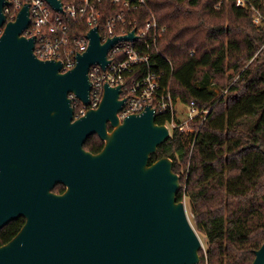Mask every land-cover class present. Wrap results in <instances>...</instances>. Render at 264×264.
<instances>
[{"label": "water", "instance_id": "water-1", "mask_svg": "<svg viewBox=\"0 0 264 264\" xmlns=\"http://www.w3.org/2000/svg\"><path fill=\"white\" fill-rule=\"evenodd\" d=\"M47 1L62 9L61 0ZM8 4L0 0V230L25 223L0 245V264H199L204 243L178 198L174 160L150 163L172 137L154 109L120 121L121 85L106 84L100 106L74 120L69 94L88 105L90 67H105L113 45L135 30L102 42L93 27L76 66L61 71L62 61L37 57L35 37L23 34L29 5L7 20ZM93 133L106 142L99 153L83 146ZM253 264H264V243Z\"/></svg>", "mask_w": 264, "mask_h": 264}, {"label": "trees", "instance_id": "trees-1", "mask_svg": "<svg viewBox=\"0 0 264 264\" xmlns=\"http://www.w3.org/2000/svg\"><path fill=\"white\" fill-rule=\"evenodd\" d=\"M167 31L155 57L167 71L166 83L184 103L211 107L197 132L174 130L150 163L174 160L173 169L188 170L179 200L186 196L198 229L207 237L205 264H253L264 243V0H148ZM104 1L99 7L100 21ZM89 29L81 23V34ZM227 88L218 94L211 86ZM157 122L163 124L164 117ZM182 182L184 177L181 176ZM58 184L55 191H62ZM59 193V192H58ZM25 223L12 220L0 231V245Z\"/></svg>", "mask_w": 264, "mask_h": 264}, {"label": "built area", "instance_id": "built-area-1", "mask_svg": "<svg viewBox=\"0 0 264 264\" xmlns=\"http://www.w3.org/2000/svg\"><path fill=\"white\" fill-rule=\"evenodd\" d=\"M4 11L7 20H15L20 10L28 4L30 22L23 34L35 37L34 52L44 60H59L63 63L61 71L74 68L78 54L84 52L89 44L90 29L98 26L102 42L115 36H122L135 30L134 38L118 40L108 53L110 62L103 67L93 64L89 70L92 81L90 103L86 105L74 93L69 96L79 114L89 108H98L104 96L105 85H121L120 98L124 105L119 112L121 119L132 113H141L148 106L155 111L156 118L164 117L173 135L178 129L182 133L197 132L192 124L197 119L202 123L211 112V107H198L195 100L184 103L175 97L169 84L166 83L167 71L161 67L155 57L158 41L167 31L150 8L148 0H61L62 9L53 7L47 0H8ZM109 1L103 15L108 16L100 21V5ZM238 6H247V0H237ZM255 10L254 21L264 23V16L259 9ZM87 21L89 29L81 32V23ZM0 28V35L3 32ZM211 86L218 94L215 82ZM207 257V248L202 249ZM199 264H204L201 262ZM205 264H208L207 259Z\"/></svg>", "mask_w": 264, "mask_h": 264}, {"label": "flooded vegetation", "instance_id": "flooded-vegetation-1", "mask_svg": "<svg viewBox=\"0 0 264 264\" xmlns=\"http://www.w3.org/2000/svg\"><path fill=\"white\" fill-rule=\"evenodd\" d=\"M89 101H90V98H89ZM86 112L83 114H79L77 108L75 107L74 120L85 115ZM117 117L121 121V117H120L119 113L117 114ZM105 125H106L108 133H111L114 131L115 127L112 125L111 121L107 118L105 119ZM105 143H106L105 140L98 133H93L87 138V140L84 142L83 146L87 151H90L92 153H99L104 148ZM61 185H63V190L58 191L59 193H63L66 190V186L64 184H61ZM7 242H5V243H7ZM5 243H3V244H5Z\"/></svg>", "mask_w": 264, "mask_h": 264}, {"label": "rangeland", "instance_id": "rangeland-1", "mask_svg": "<svg viewBox=\"0 0 264 264\" xmlns=\"http://www.w3.org/2000/svg\"><path fill=\"white\" fill-rule=\"evenodd\" d=\"M216 87H217V89H218L219 91H225V90H227V88H223V87H221V86H219V85L216 86ZM180 175H181L182 177H184V180H183V182H182V188H184V189L186 190V185H185L184 181H185V179H186L187 176H188V170L185 169V167H182ZM184 200H185V202H186V206H187V211H188V214H189V218H190L192 224L194 225V227L196 228L197 232L199 233V235H200V237H201V239H202V241H203V243H204V246L206 247V246L208 245V244H207V237H206L205 234H204L203 232H201V231L198 229V227H197V224H196V221H195L194 215H193L192 210H191V205H190L189 199H188L186 196H184Z\"/></svg>", "mask_w": 264, "mask_h": 264}]
</instances>
